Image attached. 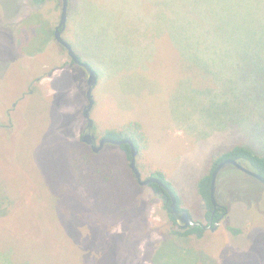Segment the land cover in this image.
Returning a JSON list of instances; mask_svg holds the SVG:
<instances>
[{"label":"rangeland","instance_id":"obj_1","mask_svg":"<svg viewBox=\"0 0 264 264\" xmlns=\"http://www.w3.org/2000/svg\"><path fill=\"white\" fill-rule=\"evenodd\" d=\"M61 3L0 0V264H264V185L234 166L217 180L228 215L185 248L170 237L168 212L149 186L133 182L129 201L111 213L80 182L72 161L91 148L81 140L87 71L70 67L55 39ZM229 20L259 32L264 0H69L63 34L99 72V140L108 129L141 124L143 177L162 169L204 223L197 184L213 155L238 144L264 154L263 86L247 88L254 112L245 108L243 121L220 115L206 95L219 85L203 78L187 48L186 32L205 38ZM226 34L236 38L238 27ZM119 152L108 145L96 154Z\"/></svg>","mask_w":264,"mask_h":264},{"label":"trees","instance_id":"obj_2","mask_svg":"<svg viewBox=\"0 0 264 264\" xmlns=\"http://www.w3.org/2000/svg\"><path fill=\"white\" fill-rule=\"evenodd\" d=\"M31 1L36 5H44L52 0ZM161 1L167 4V0ZM155 4L159 6L160 2L158 1ZM215 26L217 29L215 30V35L208 34L205 38L196 37L197 35L193 34L191 30H189L188 33L186 32L189 38L187 48L190 54L192 53V62L204 68V72H202L204 77L203 75L202 77L213 78L216 84L219 85L218 92L210 91L206 94L210 102L214 101L218 104L216 108H219V114L225 116L232 115L237 121H243L242 117L244 116L243 114H245V108L250 114L254 112L250 107V105L254 103L251 101V95L247 93V88L251 89L253 87L254 89L257 85H261L264 88V25L260 26L262 28L259 32L252 35L248 32L241 31V24H233V21L230 20L228 24L217 23ZM233 26L238 27L239 36L236 38L227 36L226 34ZM257 27H259V25H257ZM216 56L217 58H215ZM230 56L236 57L228 62ZM79 57L82 62L88 63L81 56ZM93 69L99 75V72L94 67ZM53 71L54 70L51 72ZM32 90L33 93H35V89ZM95 127H97L96 123ZM102 138H112L116 140L131 139L139 150V157L144 156L145 149H142L141 146L145 143L146 137L139 123H131L121 130L108 129L102 133L100 139ZM251 143L252 145L254 144L252 141ZM112 147L114 146L112 145ZM118 148L120 149V154L110 155L103 159L99 157L100 154L98 155L94 153L91 148L86 149L84 146L83 149H86V151L80 153L78 149L77 157L75 159L73 155L74 158L72 161L74 171L77 170L80 173V182L85 186H89L90 190H95L99 193L101 196L93 198H95L97 202H101L102 204L105 203L111 213L117 209L116 207H122L125 205L126 201H129L130 197L123 196L125 194L128 196L132 195L133 182H137L130 168L132 158L130 146L125 144ZM225 159L238 160L264 177V154H258L253 148L238 144L225 151L216 152L210 160L208 171L197 184V194L204 204L207 223H204L202 220H197L193 212L183 205L176 188L166 178L162 169L155 168L149 176V178L156 177L162 180L176 195L178 209L187 210L195 221L201 223V226L197 227H189L187 229L177 228L176 221L170 214L171 199L168 192L157 184H151L149 186L153 190V193L162 199L164 209L168 212V216L173 225L169 231V235L174 243H184L183 245H179L182 246L181 248H185V244L189 247L193 246V243L196 242L195 240H200L206 233L205 227L208 226V220L213 210L211 200L212 173L216 166ZM85 171H87L88 174L84 175ZM2 198L7 200L5 197ZM0 200L2 201L1 197ZM1 212V215H5L7 209H3ZM65 240L67 241V239ZM67 243V246H69L70 244L68 241ZM167 244L163 245V247ZM163 247H161V249ZM155 254L157 255L158 252ZM136 257L137 253L132 260H135Z\"/></svg>","mask_w":264,"mask_h":264},{"label":"water","instance_id":"obj_3","mask_svg":"<svg viewBox=\"0 0 264 264\" xmlns=\"http://www.w3.org/2000/svg\"><path fill=\"white\" fill-rule=\"evenodd\" d=\"M61 1H62L61 17H60V22L55 29V39L68 52L71 58L70 67H73L74 65H79L87 71V81H86L88 85V89L86 92L87 105L83 109V116L86 119L87 123L82 132V136H81L82 142L86 145H89L94 153H100L108 145L119 147L128 144L131 148L132 158L130 162V168L134 174V178L137 180L138 184L142 187H148L151 184H157L158 186L163 187L168 192L171 199L170 214L175 219L177 228L187 229L189 227L201 226V223L195 221L193 216L187 210L178 209V201L176 195L168 188V186L162 180L156 177H150L146 179L143 177V174L139 169L137 162V158L139 156V150L131 139L116 140L112 138H102L99 140L98 143L99 136L96 133L95 121L92 118V111L95 106V99L93 92L96 86L98 85L99 75L89 63L81 61L79 55L75 52L72 45L64 38L63 34L67 28V22L69 17V0H61ZM230 165L237 167L238 169L242 170L243 172H245L250 176H253L254 178L258 179L262 184H264V177H262L260 174L254 171L245 168L237 160L227 159L221 162L212 174L211 200L214 206L213 213H215L218 210V208L221 207L216 197L218 176L225 167ZM218 226L219 224L216 223V227Z\"/></svg>","mask_w":264,"mask_h":264},{"label":"flooded vegetation","instance_id":"obj_4","mask_svg":"<svg viewBox=\"0 0 264 264\" xmlns=\"http://www.w3.org/2000/svg\"><path fill=\"white\" fill-rule=\"evenodd\" d=\"M71 63V62H70ZM70 65V64H69ZM28 93L29 94H33V90L32 89H29L28 90ZM25 96H26V94H24ZM24 96V97H25ZM23 97V98H24ZM98 143H99V139H98ZM225 160H227V159H225ZM224 160V161H225ZM238 161V160H237ZM223 162V161H222ZM241 165H243L245 168H247V169H249V170H251V171H254V170H252L251 168H249L248 166H246L245 164H243L242 162H240V161H238ZM220 164V163H219ZM218 164V165H219ZM217 165V166H218ZM217 166H216V168H217ZM230 166H233V165H230ZM235 167V166H234ZM215 168V169H216ZM226 168V167H225ZM224 168V169H225ZM237 168V167H236ZM214 169V170H215ZM223 169V170H224ZM238 169V168H237ZM222 170V171H223ZM238 170H240V169H238ZM221 171V172H222ZM241 172H243L242 170H240ZM214 172V171H213ZM220 172V173H221ZM255 172V171H254ZM245 175H247V176H250V175H248V174H246L245 172H243ZM257 173V172H256ZM213 174V173H212ZM259 174V173H258ZM220 175V174H219ZM251 178H253L254 180H256V181H259L258 179H256V178H254L253 176H250ZM260 182V181H259ZM261 183V182H260ZM264 185V184H263ZM217 197V196H216ZM226 210H227V213H226ZM214 212V206H213V210H212V212H211V215H210V219L208 220V226L207 227H205V229L207 230V229H209V228H211V227H213L212 229L213 230H216L218 227H216V223H218V224H220L221 223V221H223L225 218H226V216L228 215V208H227V205L226 204H223V205H221V207L220 208H218V210L215 212V213H213Z\"/></svg>","mask_w":264,"mask_h":264}]
</instances>
